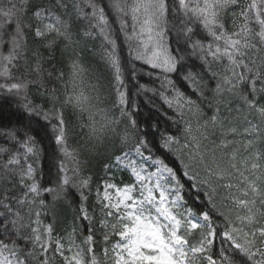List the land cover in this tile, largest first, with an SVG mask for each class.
<instances>
[{
  "label": "snow or ice",
  "instance_id": "1",
  "mask_svg": "<svg viewBox=\"0 0 264 264\" xmlns=\"http://www.w3.org/2000/svg\"><path fill=\"white\" fill-rule=\"evenodd\" d=\"M117 31L183 122L160 137L174 161L127 111ZM97 39L111 107L78 51ZM5 105L18 126L0 131V264H264V0H0V119ZM40 131L56 146L47 184Z\"/></svg>",
  "mask_w": 264,
  "mask_h": 264
},
{
  "label": "trees",
  "instance_id": "2",
  "mask_svg": "<svg viewBox=\"0 0 264 264\" xmlns=\"http://www.w3.org/2000/svg\"><path fill=\"white\" fill-rule=\"evenodd\" d=\"M118 29V25H116ZM117 38V45H118V54L121 58V62L125 67L124 72V81H125V89L127 92V99L129 107L127 111L132 113V117L136 119L140 132L147 133V138L152 141L153 145L156 149L157 155H165L166 158L170 161H174L175 157L171 154H167L166 150L159 147L160 137L163 134H172L179 136L182 129H183V122L180 121L178 123H173V119H177L176 113L174 109L168 108L167 104L164 103L163 99L158 95L155 94L152 89H156L157 91H164L160 88V81L156 78L155 70H151L147 65H142V62L135 61L136 69L135 74H133V69L131 64V58L128 56V49L126 41L121 33L118 31L115 33ZM98 43H101L99 39L94 41L93 45H89L90 42L88 41L86 45H82L81 49H78L81 55V59L85 62L89 61L90 63H95L99 68H102L103 71L110 69L112 75L107 77L105 75L106 84L104 85V93L105 94V104L111 107L112 103L116 98V94L113 90V85L115 81L113 79V71L104 59L101 58L102 50ZM92 44V43H91ZM56 61L59 67H62L65 71H67V58L62 56L59 51L56 53ZM92 65V64H90ZM197 70H198V62H196ZM93 66V65H92ZM153 71V75H148L147 72ZM102 77V78H103ZM173 79L176 80L178 87L184 91L189 97L193 100L198 99V94L193 93L192 87H190L185 81L180 79L179 77L173 75ZM107 98V99H106ZM107 100V101H106ZM203 106V105H202ZM5 115L3 119H0V131H7L9 128L16 125V119L14 116L9 115L10 113L14 112V108H9L5 105ZM205 112L210 114V111L205 107ZM117 115L119 113L117 112ZM171 118V119H170ZM187 118V117H186ZM35 127V126H34ZM37 135V139L40 140V147L43 149V152L40 156V163L39 168L43 172V178L41 179L42 184H47L50 178V170L51 173H55V156H56V146L54 143L50 142L47 137L43 135V132L40 131ZM80 142L78 130L73 135L72 139L70 140V144L76 145ZM0 146H8L10 147V142L6 139L4 135H0ZM102 159L93 160L90 164L89 171L93 175V189H95L97 182L100 180L101 177L104 176L102 171ZM178 166V162H177ZM116 181L122 185L124 183L130 182V179L127 174H117ZM195 196V191H190L186 194V199H188L189 204L193 208H199V206L203 203L204 197L201 195L200 200H194L193 197ZM72 198L77 200L78 198L75 194H72ZM94 198L90 196L89 204L91 205ZM70 217V213L68 214ZM116 237L113 238L112 241L109 243L111 244L114 242ZM102 247L103 244L98 240L96 244V253L98 258L102 259Z\"/></svg>",
  "mask_w": 264,
  "mask_h": 264
},
{
  "label": "rangeland",
  "instance_id": "3",
  "mask_svg": "<svg viewBox=\"0 0 264 264\" xmlns=\"http://www.w3.org/2000/svg\"><path fill=\"white\" fill-rule=\"evenodd\" d=\"M90 44L89 45H93L94 41H89ZM92 43V44H91ZM98 45L100 46V43H98ZM85 68L88 70V76L89 78L92 79V82H95L96 78L98 77L100 79L101 83L106 84V79L104 78L105 75H107V77L112 75V72L110 71L109 68H107L108 70L105 69V71H103L102 68H99V66H97L95 63H90L89 61L85 62L84 60H82ZM92 64V65H90ZM104 76V77H103ZM103 77V78H102ZM105 96V94H103ZM107 99V98H106ZM107 101V100H106ZM127 174L126 172H122ZM122 173H118V174H122ZM128 175V174H127ZM129 177V175H128ZM130 179V178H129ZM115 182L120 185L116 180Z\"/></svg>",
  "mask_w": 264,
  "mask_h": 264
}]
</instances>
